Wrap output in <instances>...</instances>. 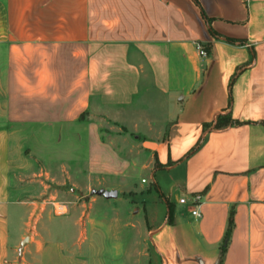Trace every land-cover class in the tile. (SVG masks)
<instances>
[{
    "label": "crops",
    "instance_id": "1",
    "mask_svg": "<svg viewBox=\"0 0 264 264\" xmlns=\"http://www.w3.org/2000/svg\"><path fill=\"white\" fill-rule=\"evenodd\" d=\"M143 258L264 264V0H0V264Z\"/></svg>",
    "mask_w": 264,
    "mask_h": 264
},
{
    "label": "rangeland",
    "instance_id": "2",
    "mask_svg": "<svg viewBox=\"0 0 264 264\" xmlns=\"http://www.w3.org/2000/svg\"><path fill=\"white\" fill-rule=\"evenodd\" d=\"M103 126H105L104 123H103ZM102 129L106 130L105 127H103ZM117 132L120 135L122 134L123 136H125L126 141L129 144L134 143V139L137 136V134L132 132V131H126L127 135L124 133H121V131H119V130ZM24 148H25V154L31 157L30 146L25 145ZM127 148H128V146L124 147L123 149H127ZM136 153H137V151L134 150L132 154L135 155ZM33 173H31V175H29V177L23 178L25 185H30L29 187L33 188L32 190H36L39 188L40 192L43 190V186H49L50 187V190L42 191L41 192L42 194L40 195L39 200H36L37 202L39 201V203L41 202V204L43 206H45L44 211L41 213V215L43 218L42 221H46L48 216L53 217V215H52L53 213L52 212H51L52 214L50 213V211H52L51 210L52 206L48 203V200L50 199L51 192H53V191L59 192L60 190H62L61 188L65 187V186H59L62 184V180L60 178L61 173L60 174L57 172L52 173V179H54V177L56 178V180L54 182L49 178L44 179V178L39 177V176H37V177L33 176L32 175ZM76 180H77L76 182L81 184V186L84 185V183H83L84 180H82L80 177H77ZM106 199H110V197H106ZM140 199H141V201H144L146 203V209L148 211H151L152 209H154L155 205H157L159 202H161L158 199L156 192L152 188L149 191H145L143 193V195L140 197ZM90 200H91V197L87 196V193L67 194V193H62V192L58 193L56 197L51 199V201H55L58 204V205H56V213L57 214L64 213L66 211L65 209L61 208L62 206H64V204L65 205L66 204H74L76 207V211H75L76 215L79 213V210L77 209L78 204L82 203V202H88ZM30 217L31 216H29L28 219H30ZM38 225L40 226V224H38ZM140 264H146V258H143L140 261ZM152 264H156V261L154 260Z\"/></svg>",
    "mask_w": 264,
    "mask_h": 264
},
{
    "label": "built area",
    "instance_id": "3",
    "mask_svg": "<svg viewBox=\"0 0 264 264\" xmlns=\"http://www.w3.org/2000/svg\"><path fill=\"white\" fill-rule=\"evenodd\" d=\"M195 48H196V50H197V52L199 54V57L201 59L207 57V52H206V50L201 45L196 44ZM142 183H145V181H142ZM179 203L182 204V205L183 204H186V200L185 199H180L179 200ZM200 205H201V196H199V195H192L190 197V200H189V206L192 209V211H191V216L192 217H194V218H200V213L198 211V208H199Z\"/></svg>",
    "mask_w": 264,
    "mask_h": 264
},
{
    "label": "trees",
    "instance_id": "4",
    "mask_svg": "<svg viewBox=\"0 0 264 264\" xmlns=\"http://www.w3.org/2000/svg\"><path fill=\"white\" fill-rule=\"evenodd\" d=\"M197 147H198V146H196V147L191 151V153L194 152V151L196 150ZM191 153H190V154H191ZM167 221H168V222L170 221V214H169V216H168V218H167ZM232 226H233V224H232V221H231V218H230V219H229V222H228L227 231H226V233H225V236H224V238H223L222 245H221V262H222V260H223L224 254H225L226 247H227V245H228V243H229V239H230V235H231V229H232Z\"/></svg>",
    "mask_w": 264,
    "mask_h": 264
},
{
    "label": "water",
    "instance_id": "5",
    "mask_svg": "<svg viewBox=\"0 0 264 264\" xmlns=\"http://www.w3.org/2000/svg\"><path fill=\"white\" fill-rule=\"evenodd\" d=\"M107 197H114L115 195L114 194H108V195H106ZM27 243V241L26 240H24L22 243H21V247L20 248H23V246L25 245ZM20 251H21V249H20Z\"/></svg>",
    "mask_w": 264,
    "mask_h": 264
}]
</instances>
